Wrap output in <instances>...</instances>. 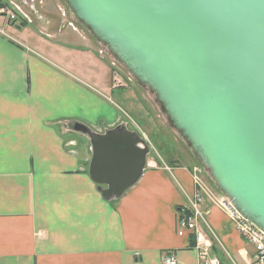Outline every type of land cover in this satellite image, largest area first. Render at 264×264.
Instances as JSON below:
<instances>
[{"label": "crops", "instance_id": "obj_1", "mask_svg": "<svg viewBox=\"0 0 264 264\" xmlns=\"http://www.w3.org/2000/svg\"><path fill=\"white\" fill-rule=\"evenodd\" d=\"M13 4L0 0L1 7ZM37 4L26 25L0 15V264H163L165 254L177 264H198L194 237L177 235L198 188L196 226L210 255L246 264L253 247L194 165L146 167L120 199L103 200L88 176V137L74 125L99 134L110 129L104 115L112 111L102 101L111 91L110 72L64 12L52 19Z\"/></svg>", "mask_w": 264, "mask_h": 264}, {"label": "water", "instance_id": "obj_2", "mask_svg": "<svg viewBox=\"0 0 264 264\" xmlns=\"http://www.w3.org/2000/svg\"><path fill=\"white\" fill-rule=\"evenodd\" d=\"M148 89L233 210L264 233V0H63ZM90 143L106 202L136 185L149 144L122 124Z\"/></svg>", "mask_w": 264, "mask_h": 264}, {"label": "rangeland", "instance_id": "obj_3", "mask_svg": "<svg viewBox=\"0 0 264 264\" xmlns=\"http://www.w3.org/2000/svg\"><path fill=\"white\" fill-rule=\"evenodd\" d=\"M36 5L40 2L41 10L47 9L49 15L54 18V15H59L57 19H63L62 13L66 16V21L70 29L77 34H81L85 38L93 41L99 51V54L103 58V63L108 68L111 76V91L107 92V95L102 97L104 107L111 109L112 114L108 116L104 115L105 120H109V128L113 129L126 123V128L130 131L137 132L150 146L151 154L147 159V166L155 167L161 162H177L178 164L194 165L193 171L199 173L198 170H203L209 177L211 185L215 186V183L208 172L200 166L195 159L191 149L187 146L186 142L181 136L170 127L166 115L162 112L160 106L156 103L155 97L148 89L140 87L130 72L118 61H116L112 55L108 52L106 46H103L97 42L90 32L81 25L74 15L70 12L66 3L63 0H35ZM10 6V5H9ZM9 6H6L9 8ZM24 7L16 13V20L9 23L27 24V17L32 19V13L30 9ZM29 8V7H28ZM15 11V9H13ZM10 9V12H14ZM8 15H11V13ZM21 14L23 15H20ZM34 14V13H33ZM8 15H5L7 18ZM34 16V15H33ZM89 70L94 71L97 74V68ZM108 122V121H107ZM101 127V132H103ZM193 172L194 183L201 185L200 180ZM217 192H220L219 202L217 204L223 207V204H227V198L224 194L215 186ZM200 195V189L198 188ZM198 194V193H197ZM201 197V196H200Z\"/></svg>", "mask_w": 264, "mask_h": 264}, {"label": "built area", "instance_id": "obj_4", "mask_svg": "<svg viewBox=\"0 0 264 264\" xmlns=\"http://www.w3.org/2000/svg\"><path fill=\"white\" fill-rule=\"evenodd\" d=\"M10 9L11 7H1L0 15L7 18L5 15H8ZM13 9H15V11ZM11 10L14 12H10L11 15H8V22L16 20V13L21 11V7L13 4ZM200 201V195L195 194L191 205L184 209L186 213H184L185 215L179 222L177 235L183 236L186 231L189 235L194 237V248L197 251L199 258L198 264H223L217 258L210 255L211 246L204 238V235L197 229L196 221L202 218L198 209ZM222 206L233 221L235 229L241 238L254 249L251 258L246 264H264V233L238 215L231 207L229 201H227V204H223ZM162 262L163 264H177V259L173 254H165L162 257Z\"/></svg>", "mask_w": 264, "mask_h": 264}, {"label": "flooded vegetation", "instance_id": "obj_5", "mask_svg": "<svg viewBox=\"0 0 264 264\" xmlns=\"http://www.w3.org/2000/svg\"><path fill=\"white\" fill-rule=\"evenodd\" d=\"M18 5L23 9L28 6L26 9H30L31 11L35 10V0H17Z\"/></svg>", "mask_w": 264, "mask_h": 264}, {"label": "trees", "instance_id": "obj_6", "mask_svg": "<svg viewBox=\"0 0 264 264\" xmlns=\"http://www.w3.org/2000/svg\"><path fill=\"white\" fill-rule=\"evenodd\" d=\"M0 8H1V6H0ZM179 211H181L180 209H179ZM182 212V211H181Z\"/></svg>", "mask_w": 264, "mask_h": 264}, {"label": "bare ground", "instance_id": "obj_7", "mask_svg": "<svg viewBox=\"0 0 264 264\" xmlns=\"http://www.w3.org/2000/svg\"><path fill=\"white\" fill-rule=\"evenodd\" d=\"M230 203V202H229ZM227 213V212H226ZM230 217V216H229Z\"/></svg>", "mask_w": 264, "mask_h": 264}]
</instances>
